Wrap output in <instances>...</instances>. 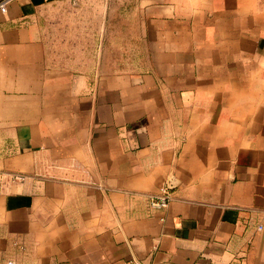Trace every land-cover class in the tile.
<instances>
[{"label":"crops","instance_id":"crops-1","mask_svg":"<svg viewBox=\"0 0 264 264\" xmlns=\"http://www.w3.org/2000/svg\"><path fill=\"white\" fill-rule=\"evenodd\" d=\"M68 29L98 37L66 40ZM165 184L172 200L151 207ZM10 261L264 264V0L7 2L0 264Z\"/></svg>","mask_w":264,"mask_h":264},{"label":"rangeland","instance_id":"rangeland-1","mask_svg":"<svg viewBox=\"0 0 264 264\" xmlns=\"http://www.w3.org/2000/svg\"><path fill=\"white\" fill-rule=\"evenodd\" d=\"M72 9V6H66V7H63L61 10L57 9L58 11L56 12H53V15L49 16L48 19H44L43 21V24H42V27H44L45 29H50L53 25L55 24H59L60 21H61V14L62 12H70ZM65 20L67 21L66 22V25H68L70 28H72V26H76L77 28L79 27L78 25H83L85 24V20L84 18H76V17H73V18H68L66 17ZM80 28H82V26H80ZM83 29V28H82ZM76 30V29H74ZM59 35V34H58ZM65 39L66 40H70V41H74V42H77V41H80L82 44L84 43L85 39L88 40V42L90 40H92V37L93 35H95V37H98V35L96 34H90V33H77L75 32L74 34L72 33V29H68V32L65 34ZM106 34H102V35H99V40H102V38L104 39V36ZM59 36L56 38V40H59Z\"/></svg>","mask_w":264,"mask_h":264},{"label":"built area","instance_id":"built-area-1","mask_svg":"<svg viewBox=\"0 0 264 264\" xmlns=\"http://www.w3.org/2000/svg\"><path fill=\"white\" fill-rule=\"evenodd\" d=\"M9 0H1L0 1V10L5 11L6 4ZM149 205L153 208L161 209L168 206L169 202L172 200L173 195L170 187L165 184L159 187L156 192L150 193L147 195ZM259 229L262 228L261 225L258 226ZM8 264H12V262H8Z\"/></svg>","mask_w":264,"mask_h":264},{"label":"water","instance_id":"water-1","mask_svg":"<svg viewBox=\"0 0 264 264\" xmlns=\"http://www.w3.org/2000/svg\"><path fill=\"white\" fill-rule=\"evenodd\" d=\"M169 187H170V188H172V186H171V185H169Z\"/></svg>","mask_w":264,"mask_h":264}]
</instances>
